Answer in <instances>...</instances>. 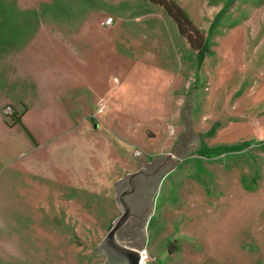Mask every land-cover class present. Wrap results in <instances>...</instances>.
I'll use <instances>...</instances> for the list:
<instances>
[{
    "label": "rangeland",
    "instance_id": "rangeland-1",
    "mask_svg": "<svg viewBox=\"0 0 264 264\" xmlns=\"http://www.w3.org/2000/svg\"><path fill=\"white\" fill-rule=\"evenodd\" d=\"M174 1L203 56L145 0H0V264H104L117 182L168 155L117 241L143 264H264V0Z\"/></svg>",
    "mask_w": 264,
    "mask_h": 264
},
{
    "label": "water",
    "instance_id": "water-1",
    "mask_svg": "<svg viewBox=\"0 0 264 264\" xmlns=\"http://www.w3.org/2000/svg\"><path fill=\"white\" fill-rule=\"evenodd\" d=\"M162 159L161 157H156L152 163H145V169L151 167L153 164L163 163L166 169L163 171L164 174L168 169H170L176 162H169L167 158ZM143 170L136 171L130 174L128 177L121 179L116 184V199L121 207L122 213L112 224L111 228L106 233L105 237L101 241L99 247L96 249L95 253L103 255L105 257L104 264H143L142 263V253L143 249H137L125 246L117 241L116 233L126 231L133 223L141 221L146 218L152 209V198L150 199L147 210H143L141 207H133L130 209L129 204L125 200L126 192L125 185H122L123 180H131L133 177L143 174ZM160 179V178H159ZM124 182V181H123ZM153 197V196H152ZM132 213V214H131ZM133 214L139 216L140 218L134 217ZM124 225V226H123ZM123 226V227H122Z\"/></svg>",
    "mask_w": 264,
    "mask_h": 264
},
{
    "label": "trees",
    "instance_id": "trees-1",
    "mask_svg": "<svg viewBox=\"0 0 264 264\" xmlns=\"http://www.w3.org/2000/svg\"><path fill=\"white\" fill-rule=\"evenodd\" d=\"M150 4L157 5L163 9V11L174 21L179 35L186 39L191 46H196V55L203 56L210 49V42L206 36H202L201 32L192 24L184 10L174 0H145ZM212 26L210 27L212 29ZM12 124L23 126L20 120L21 114L17 113L14 109L10 112ZM247 145H236V146H217L211 149L217 155L223 153H236L243 150ZM259 147H262L259 146ZM203 148H201V152Z\"/></svg>",
    "mask_w": 264,
    "mask_h": 264
},
{
    "label": "flooded vegetation",
    "instance_id": "flooded-vegetation-1",
    "mask_svg": "<svg viewBox=\"0 0 264 264\" xmlns=\"http://www.w3.org/2000/svg\"><path fill=\"white\" fill-rule=\"evenodd\" d=\"M165 169L166 167L163 166V163L153 164L151 167L144 169L143 174L133 177L130 181L123 180L124 182H121L122 185H125V190L122 192H126L125 200L129 204L130 209L141 207L143 210H147V205L154 195L159 178L164 175L162 173ZM133 216L140 218L135 214Z\"/></svg>",
    "mask_w": 264,
    "mask_h": 264
},
{
    "label": "built area",
    "instance_id": "built-area-1",
    "mask_svg": "<svg viewBox=\"0 0 264 264\" xmlns=\"http://www.w3.org/2000/svg\"><path fill=\"white\" fill-rule=\"evenodd\" d=\"M110 20H111V19H107L106 24L110 23Z\"/></svg>",
    "mask_w": 264,
    "mask_h": 264
},
{
    "label": "bare ground",
    "instance_id": "bare-ground-1",
    "mask_svg": "<svg viewBox=\"0 0 264 264\" xmlns=\"http://www.w3.org/2000/svg\"><path fill=\"white\" fill-rule=\"evenodd\" d=\"M142 260H143V253H142Z\"/></svg>",
    "mask_w": 264,
    "mask_h": 264
}]
</instances>
